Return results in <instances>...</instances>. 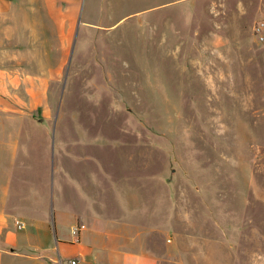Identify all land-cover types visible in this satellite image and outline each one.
Instances as JSON below:
<instances>
[{
  "label": "rangeland",
  "instance_id": "obj_1",
  "mask_svg": "<svg viewBox=\"0 0 264 264\" xmlns=\"http://www.w3.org/2000/svg\"><path fill=\"white\" fill-rule=\"evenodd\" d=\"M8 67L28 264H264V0H16Z\"/></svg>",
  "mask_w": 264,
  "mask_h": 264
},
{
  "label": "crops",
  "instance_id": "obj_2",
  "mask_svg": "<svg viewBox=\"0 0 264 264\" xmlns=\"http://www.w3.org/2000/svg\"><path fill=\"white\" fill-rule=\"evenodd\" d=\"M8 66L16 67V0H0V72L16 70ZM0 118L16 121V114L2 113ZM11 126L7 146L0 147V264H28L29 256L16 249L26 250L33 243L49 248L53 240L47 223L30 221L26 224L19 217L22 214L16 211V189L12 188L13 182L16 183V123ZM16 220L22 227L16 225ZM83 249L87 256L93 252L91 247ZM96 254L95 248V257Z\"/></svg>",
  "mask_w": 264,
  "mask_h": 264
},
{
  "label": "built area",
  "instance_id": "obj_3",
  "mask_svg": "<svg viewBox=\"0 0 264 264\" xmlns=\"http://www.w3.org/2000/svg\"><path fill=\"white\" fill-rule=\"evenodd\" d=\"M19 226H21V225H19ZM70 264H76V261H75V260H72V261L70 262Z\"/></svg>",
  "mask_w": 264,
  "mask_h": 264
}]
</instances>
